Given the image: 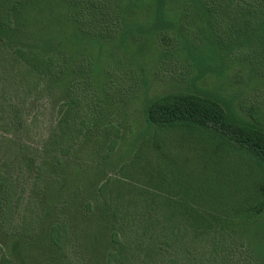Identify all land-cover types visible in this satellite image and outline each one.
<instances>
[{"label":"trees","instance_id":"trees-1","mask_svg":"<svg viewBox=\"0 0 264 264\" xmlns=\"http://www.w3.org/2000/svg\"><path fill=\"white\" fill-rule=\"evenodd\" d=\"M119 50L153 54L135 65L142 72L153 62L157 74L174 58L195 70L185 89L145 102L135 139L155 151L156 132L183 131L213 156L247 159L256 172L248 196L230 210L195 193L177 204L157 192L170 185L161 172L144 168L134 195L106 175L84 178L90 169L101 175L123 136L108 90ZM239 62L263 78L264 0H0V66L23 82L13 103L59 94L41 142L12 138L16 156L0 169V236L19 247L8 255L0 237V264H34L27 256L42 246L46 258L35 264H264V106L245 104L249 120L236 97L198 85L208 76L224 83ZM89 145L91 160L81 161ZM22 205L32 207L29 220Z\"/></svg>","mask_w":264,"mask_h":264},{"label":"rangeland","instance_id":"rangeland-1","mask_svg":"<svg viewBox=\"0 0 264 264\" xmlns=\"http://www.w3.org/2000/svg\"><path fill=\"white\" fill-rule=\"evenodd\" d=\"M116 55L120 58L117 66L116 59L115 61L114 58L109 59L110 66L116 69L112 81L109 82L108 90L109 98L115 101L110 105L113 121L119 122L123 136L114 156L110 162H107V166L98 167L102 170L101 175L98 176L95 170L90 169L89 174L84 178L93 182L95 176L97 178H102L103 175L105 178L111 177L118 186L122 187L121 192L124 195L127 190H131L127 191V195H134L140 193V188L145 183L142 173L144 168L149 173L161 172V177L167 179L170 185L167 190L157 189V192L161 191V194L174 197L177 204L185 199L190 201L192 200L190 197L196 196L195 200L201 203L209 200L207 203L219 206L221 209L228 205L230 210L240 199L248 196L253 189L256 172H253L254 167L247 159L230 154L213 156L215 153L211 152L209 144L204 145L198 135L186 134L183 131L156 132L153 142L160 147L155 151L152 148L145 150L146 147L143 146L145 138L142 143L135 139L142 133L145 126L142 112L145 102L158 95L185 89L186 81L195 73V70L184 60L174 58L167 65H161L157 74L154 73L153 62H149L144 67L145 71L142 72L135 65L148 57H153V54L119 50ZM248 65L243 62L231 65L226 71L224 83L215 81L213 76H208L198 85L202 88L220 89L223 94L236 97V110L250 120L245 104L250 105L257 101L264 106V76L257 77V72L253 71L256 75L252 72L249 77ZM253 65L256 64L253 63ZM1 67L3 66H0V84L2 83L0 85V169L6 171L18 150L17 145L11 142L12 138H16L19 144H25L31 148L39 144L41 138L51 128L55 116L52 106L59 99V94L51 96L44 89L36 93L31 100L23 102L22 105H16L13 101L16 99L15 95H21L22 79L16 77L13 71L10 72L11 67L8 65L5 69ZM178 80L184 82L177 84ZM3 85L7 86L4 94L1 88ZM90 94L93 95L91 90ZM5 98L9 99L3 103ZM237 102L241 103L242 108L238 107ZM4 111L8 114L6 115ZM9 117L15 119V124L9 123ZM92 149L89 145L88 148L82 149L77 157L81 161L91 160ZM122 164H124V170L118 175L117 167ZM192 193H195V196ZM196 206L204 208L198 203ZM31 209V206L26 208L24 205L20 208L21 211L27 210L26 220H29L32 214ZM260 220H264V215ZM0 237L6 243L8 255H15L19 251V247L12 239ZM31 253L33 258L27 256V259L34 264L46 258V250L43 246ZM59 263L60 260L55 259L54 264Z\"/></svg>","mask_w":264,"mask_h":264}]
</instances>
